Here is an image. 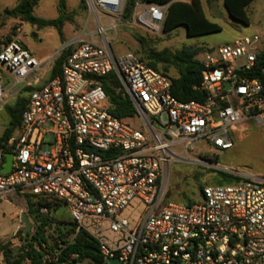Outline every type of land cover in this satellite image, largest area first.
<instances>
[{"label":"built area","instance_id":"1","mask_svg":"<svg viewBox=\"0 0 264 264\" xmlns=\"http://www.w3.org/2000/svg\"><path fill=\"white\" fill-rule=\"evenodd\" d=\"M84 2L97 29L88 40L68 43L60 74L28 93L19 126L0 145V170L5 156L12 155L10 171H0V200L12 194L44 200L49 206L39 208L41 214L65 206L75 226L70 241L79 231L88 234L102 264H264V176L226 171L205 157L211 151L204 153L211 145L214 152L230 149L235 134L250 122L264 125L260 39L244 36L204 48L194 90L205 96L184 103L172 95L167 75L135 53L116 55L111 48L105 32L122 23L126 0ZM167 6L136 2L132 22L159 31ZM51 61L34 58L19 39L6 43L0 68L13 85L6 94L0 79V105ZM257 63L263 78L251 77ZM109 74L130 99L142 129L130 125L132 118L110 113L100 81ZM194 148L199 156L191 155ZM178 162L234 180L203 185L200 201L192 205L168 201V169ZM134 201L144 211L130 227L116 218ZM102 221L120 235L113 246L87 227ZM57 262L58 252L44 254L43 264Z\"/></svg>","mask_w":264,"mask_h":264},{"label":"rangeland","instance_id":"2","mask_svg":"<svg viewBox=\"0 0 264 264\" xmlns=\"http://www.w3.org/2000/svg\"><path fill=\"white\" fill-rule=\"evenodd\" d=\"M20 1L0 0V51L7 40L19 39L34 58L41 60L50 57L52 61L36 77L27 79L28 86H25L16 96L8 98L4 105H0V137L10 121L7 108H13L19 99H26L30 91L48 80L55 60L62 54L68 43L81 39L88 40L90 32H95L97 29L84 0H37L38 3L32 12L34 17L49 21L57 19L62 14L61 37L54 26L38 27L5 14V11H11ZM200 2L205 18L217 24L220 27L219 32L189 38L183 27L162 33L161 30L150 31L130 22L120 23L115 29L106 30L105 37L116 55L132 52L140 58L148 57L153 52L173 55L188 47L213 48L232 42L239 37L254 35L260 39V46L264 47V0H254L246 8L248 25L230 19L223 8L222 0H200ZM111 23L114 24L115 21L112 20ZM108 24L106 20H102L103 26ZM93 40L97 41L98 36H94ZM157 68L170 79L178 75L176 68L172 65L157 64ZM0 79L3 82L4 92L8 94L13 85V79L1 68ZM129 123L135 129H142V122L137 116ZM195 147L203 148L204 145L197 144ZM205 147V154L211 151L205 157L209 159L211 157L213 162L226 171L235 172L240 176H264V125L248 123L246 129L235 134L233 146L228 150L214 152L215 148L212 145ZM191 155L199 156L200 154L195 149ZM223 175L227 174L218 172L214 175L202 167L183 162L172 163L168 169L166 194L174 202L197 203L201 199L200 185L231 184V182L223 181ZM20 208L22 213L27 214L26 198L22 197V194H12L9 198L0 200V244L11 240L14 245L18 247L21 245L22 234H18L23 227ZM143 211V204L134 201L116 219L126 220L131 227L139 220ZM49 217L53 221H71L65 206L50 210ZM29 221L32 223L31 233L33 234L35 226L31 219ZM87 227L110 246H113L120 237L119 233L109 230L108 221H102L99 227L91 224ZM46 233L50 234L49 230ZM67 241H70V237ZM0 264H2L1 256Z\"/></svg>","mask_w":264,"mask_h":264},{"label":"trees","instance_id":"3","mask_svg":"<svg viewBox=\"0 0 264 264\" xmlns=\"http://www.w3.org/2000/svg\"><path fill=\"white\" fill-rule=\"evenodd\" d=\"M254 0H222L223 8L228 17L243 25H248L246 8ZM150 5H168L165 18L161 27L162 33H167L178 27H183L187 37H197L217 33L220 27L208 21L202 11L200 0H190L183 3L175 0H126L122 14V23H130L133 20L135 3ZM37 0H21L11 11H5L10 17L18 18L21 21L37 25L38 27L54 26L61 37V16L54 20L44 21L33 16L32 12L37 5ZM83 3V1H82ZM11 40H7L8 43ZM5 43V44H6ZM204 51V48H185L175 54L165 52L151 53L148 57L140 58L146 66L165 74L158 70L157 64L172 65L177 70V77L171 79L172 95L180 102L202 101L205 93L194 90L201 81V65L197 56ZM69 50L64 49L62 54L55 60L50 73V79L56 78L60 74V67ZM264 58V51L260 53L258 59ZM262 65L257 63L252 78H263ZM166 70V69H165ZM166 75V74H165ZM102 88L110 104V113L118 119L133 118L136 115L135 109L124 92L120 89L118 82L112 74L100 78ZM29 90V88L27 89ZM26 99H19L13 108H7L10 121L8 127L0 137V145L5 142L15 132L20 124L22 112ZM234 178L223 175L224 182H232ZM202 186H199L201 190ZM27 215L34 223L35 230L32 237L27 241L21 239L18 247L11 240L0 244V256L2 264H43V256L48 253L58 252V262L52 264H76L84 259H90L94 264H102L98 255L84 251L85 248L96 249L95 241L85 232L79 231L72 241H67L68 237L75 231L74 224L62 220L53 221L48 214L39 213V208L49 206L44 200L35 201L33 197L26 196ZM166 200L169 195L166 194ZM189 201L186 205H192ZM60 205L49 207L50 210H57ZM49 230L50 234L46 232ZM18 234H21L18 231Z\"/></svg>","mask_w":264,"mask_h":264},{"label":"water","instance_id":"4","mask_svg":"<svg viewBox=\"0 0 264 264\" xmlns=\"http://www.w3.org/2000/svg\"><path fill=\"white\" fill-rule=\"evenodd\" d=\"M11 163H12V155L7 154L5 156V165L4 167L0 170L2 173H8L11 169ZM21 223L23 224V227H21L20 232L22 234L23 240L27 241L32 237L31 233V228H32V223L29 221L28 216L26 213L21 214ZM84 251L91 252L95 255H97L98 251L93 248H85ZM110 263L115 264V261H111Z\"/></svg>","mask_w":264,"mask_h":264},{"label":"crops","instance_id":"5","mask_svg":"<svg viewBox=\"0 0 264 264\" xmlns=\"http://www.w3.org/2000/svg\"><path fill=\"white\" fill-rule=\"evenodd\" d=\"M19 212L22 213V209L21 208L19 209ZM76 264H94V263L90 259H84L81 262H77Z\"/></svg>","mask_w":264,"mask_h":264}]
</instances>
